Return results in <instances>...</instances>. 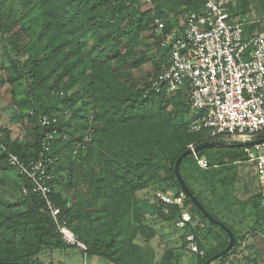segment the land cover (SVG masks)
I'll return each mask as SVG.
<instances>
[{"label":"trees","instance_id":"16d2710c","mask_svg":"<svg viewBox=\"0 0 264 264\" xmlns=\"http://www.w3.org/2000/svg\"><path fill=\"white\" fill-rule=\"evenodd\" d=\"M20 1L22 11L12 6L3 12L0 0V30L5 35V57L0 68L7 70L9 81L20 95L18 109L29 112L28 135L32 138H14L8 127L0 125V172L15 171L18 175L10 190L16 202L0 200V260L66 264L61 259L54 261L52 253L69 257V252L77 249L56 232L42 195L33 191V183L8 161L9 153L27 163L36 161L42 138L56 126L60 137L50 153L55 160L53 198L63 209L69 227L86 243V254L114 264H157L158 260L165 264L174 247L168 243L165 255L158 259L156 247L150 250L136 241L147 228L161 237H167V231L180 232L184 247L187 235L194 233L204 252L197 256L198 264L212 260L227 247L229 236L186 194L174 167L189 145L214 139L208 137V131L189 130L187 88L157 93L151 90L150 79L142 86L132 79V70L142 63L135 49L145 32L154 34L155 16L166 20L167 32L178 25L180 16L200 10L202 3ZM241 2L232 5L235 17L250 11L249 0ZM261 5L259 18L264 17V0ZM257 26L245 28L252 33ZM156 39L159 50L160 40ZM159 52L152 75L158 70L159 60L167 55ZM22 53L28 54L23 62ZM41 115L56 116L58 122L43 128L38 124ZM206 149L197 155L206 157L208 168L200 167L192 154L183 159L181 172L204 207L236 236L232 250L210 263L226 264L249 235L255 237L260 232L264 236L263 194L259 188L249 197L240 198L236 194L238 162L244 160L225 159L219 152L207 155ZM182 190L183 206L166 204L158 196L169 191L178 195ZM183 211H189L198 224L178 228L176 222ZM261 257L258 251L247 264H259Z\"/></svg>","mask_w":264,"mask_h":264},{"label":"built area","instance_id":"2783aa9c","mask_svg":"<svg viewBox=\"0 0 264 264\" xmlns=\"http://www.w3.org/2000/svg\"><path fill=\"white\" fill-rule=\"evenodd\" d=\"M198 1L202 3L201 9L180 16L178 25L167 32L166 20L155 16L153 31L160 40L159 50L167 55L159 60L158 70L150 78L151 90L173 93L188 89L191 110L188 127L192 132L208 131V137L228 142L264 137V17H235L232 5L236 0ZM255 24L259 26L252 33L247 32L245 27ZM57 122L56 116L38 118L43 128ZM59 137L57 126L46 133L36 161L27 163L13 153L8 154V161L33 183V191L42 195L45 212L63 241L86 254V243L69 227L63 209L53 198L51 182L56 175L55 160L50 153ZM194 147L189 145L191 149ZM241 149L255 167L264 207V142ZM194 155L200 167H209L206 158ZM24 192L28 193L27 189ZM158 196L166 204H185L183 190L178 195L169 191ZM197 224L189 211H183L176 222L180 229ZM185 248L204 254L194 233L187 235Z\"/></svg>","mask_w":264,"mask_h":264},{"label":"rangeland","instance_id":"374dc122","mask_svg":"<svg viewBox=\"0 0 264 264\" xmlns=\"http://www.w3.org/2000/svg\"><path fill=\"white\" fill-rule=\"evenodd\" d=\"M3 2L2 10L3 12H8L10 7H14V10L22 11L21 9V1L20 0H1ZM147 0H141V2H145ZM237 3L241 4V0H236ZM249 9L250 11L244 14L250 18H259L262 14V5L261 0H249ZM158 40L155 37V34H152L151 30L145 32L141 39L139 45L136 47V56L138 60H141L142 63L140 66L135 67L132 70V79L138 85L142 86L147 81H149L153 71H154V60L160 55L157 46ZM11 54H14L12 50H10ZM5 54V35L2 34L0 30V65L3 63V58ZM28 57V54L22 53L20 59L21 61H25ZM1 69V68H0ZM9 74L6 69L0 70V108L9 105H12L13 115H14V122H13V133L21 137L24 135L25 131L29 132V127L27 125L28 118L27 112H19L18 107L15 106V97L11 93V83L9 82ZM12 99H14L12 101ZM4 121L6 123L12 124L10 120V114H5ZM187 119H191V115L187 117ZM3 121V118H2ZM11 126V125H10ZM27 127V130H26ZM32 137H30L31 139ZM227 148L220 146V147H212L205 150V154H215L219 152L224 155L225 159H243L242 164L239 165L240 174L243 180H238L237 182V190L236 194L241 197H249L250 195L257 192L260 188L258 175L256 173L255 167L252 163H249L246 159V155L244 152L240 151V147H231L228 152H231V156H227L228 153ZM9 180H7L6 184L0 180V200H6L10 204L15 203L9 195L4 194L2 192V188L6 187L13 191L14 182L17 181L14 179L18 177L15 171L9 172ZM13 177V178H12ZM59 189L63 190L62 185L59 186ZM64 191V190H63ZM244 191V192H243ZM241 192H243L241 194ZM9 198V199H8ZM5 202V201H3ZM8 204V203H7ZM6 204V205H7ZM264 231V229H262ZM165 231V230H164ZM174 231V230H173ZM226 232V231H225ZM262 232V231H261ZM163 233V232H162ZM167 237H161L159 234L155 233L154 230L145 229L144 231L140 232L136 238V241L142 245H145L148 249L153 250L155 247L158 249V259L165 255L166 249L168 247V243L174 247V252L171 257L166 259L165 264H198L197 256L198 254L191 252L190 250L186 249L182 242L180 241L181 233L178 231H167ZM263 233V232H262ZM223 234H225L223 232ZM255 234V233H254ZM166 236V234H164ZM257 236L249 235L245 241L243 240L240 242V246L233 251L226 264H247L249 260L254 259L258 251L262 253L261 259H259V264H264V236L259 233L256 234ZM65 254V253H64ZM52 259L54 261L61 259L66 264H114L113 262L109 261L106 258L100 257L95 254H85L78 248L76 250H71L68 255H60L58 253H52ZM48 261V260H47ZM160 262V260H158ZM46 262V261H45ZM157 262V264H159ZM156 264V263H155ZM215 264H220L217 261Z\"/></svg>","mask_w":264,"mask_h":264},{"label":"water","instance_id":"95a60500","mask_svg":"<svg viewBox=\"0 0 264 264\" xmlns=\"http://www.w3.org/2000/svg\"><path fill=\"white\" fill-rule=\"evenodd\" d=\"M264 142V137H260L256 140L253 141H248V142H243V141H233V142H228L225 140H211V141H206L203 142L197 146L194 147V149L189 148L188 150H186L185 152H183L177 159L176 163H175V167H174V171H175V175L177 177V180L180 182L183 190L186 192L187 195H189V197L191 198V200L197 205V207L204 213V215L207 217V219L210 222L216 223L218 224L221 228H223L226 233L229 236V243L227 245V247L222 250L221 252H219L218 254H216L212 260L208 261L206 264H210L213 261L217 260L219 257H221L222 255L230 252L236 242V236L234 234V232L226 225L224 224L222 221H220L219 219L215 218L205 207L204 205L200 202V200L192 193V191L190 190V188L188 187L182 172H181V163L183 161V159L188 156V155H194V154H198L201 150L206 149V148H212V147H245V146H253L255 144L258 143H262ZM0 264H34V263H30V262H6V261H1L0 260Z\"/></svg>","mask_w":264,"mask_h":264},{"label":"crops","instance_id":"0c3cea01","mask_svg":"<svg viewBox=\"0 0 264 264\" xmlns=\"http://www.w3.org/2000/svg\"><path fill=\"white\" fill-rule=\"evenodd\" d=\"M10 82V81H9ZM11 83V82H10ZM11 93L13 94V97L12 98H14L15 97V101H17L18 99H19V97H20V95L19 94H17L16 92H15V90H14V85L11 83ZM14 99H12V101H13ZM14 107H17V105H16V103H15V106ZM19 112L21 113V111L19 110ZM10 114V120L9 121H11L12 122V124H7L6 123V121H4L5 119H4V117L3 116H5V114ZM13 113V109H12V105H9V108H7V106H4V107H1L0 108V125L1 126H6V127H8L11 131H12V135H13V137L14 138H19V139H21V140H24V139H28L29 140V135H28V132L27 131H25V133H24V135L23 136H21V137H18V135H15L13 132V127L14 126H12L13 125V122L15 121L14 120V115L12 114ZM2 118H3V121H2ZM11 125V126H10ZM26 130H27V127H26ZM204 158H206V157H204ZM239 163V165L240 164H242V162L241 161H239L238 162ZM238 169H239V166H238ZM9 178H11V176H9V173H3V172H0V180L1 181H3V183L4 184H6V182H7V180H9ZM13 178V177H12ZM14 179H16L17 180V178L15 177ZM239 179L240 180H243L242 179V177H241V174H240V170H239ZM7 187V186H6ZM2 188L3 190H2V192L4 193V194H7L8 192H11L10 191V189H7V188ZM8 191V192H7ZM244 192V191H243ZM243 192H241V194L243 193ZM9 195H11L10 193H8ZM240 198H246V197H241V196H239Z\"/></svg>","mask_w":264,"mask_h":264}]
</instances>
